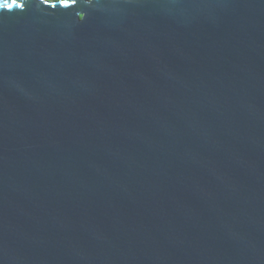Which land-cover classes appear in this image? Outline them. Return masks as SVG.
<instances>
[{"label": "water", "instance_id": "obj_1", "mask_svg": "<svg viewBox=\"0 0 264 264\" xmlns=\"http://www.w3.org/2000/svg\"><path fill=\"white\" fill-rule=\"evenodd\" d=\"M67 2L0 9V264H264V0Z\"/></svg>", "mask_w": 264, "mask_h": 264}, {"label": "snow or ice", "instance_id": "obj_2", "mask_svg": "<svg viewBox=\"0 0 264 264\" xmlns=\"http://www.w3.org/2000/svg\"><path fill=\"white\" fill-rule=\"evenodd\" d=\"M47 3L48 0H45ZM16 3V0H13L12 3H8V0H0V9H11L13 7V4ZM59 3L63 4L65 7L68 6L67 0H59ZM17 7H23V5H16Z\"/></svg>", "mask_w": 264, "mask_h": 264}]
</instances>
